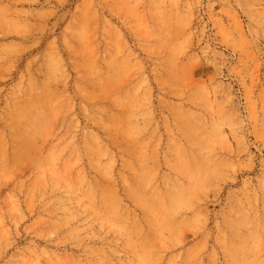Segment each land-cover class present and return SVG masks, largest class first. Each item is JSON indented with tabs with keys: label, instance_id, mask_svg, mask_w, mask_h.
Wrapping results in <instances>:
<instances>
[{
	"label": "rangeland",
	"instance_id": "374dc122",
	"mask_svg": "<svg viewBox=\"0 0 264 264\" xmlns=\"http://www.w3.org/2000/svg\"><path fill=\"white\" fill-rule=\"evenodd\" d=\"M0 264H264V0H0Z\"/></svg>",
	"mask_w": 264,
	"mask_h": 264
},
{
	"label": "bare ground",
	"instance_id": "6f19581e",
	"mask_svg": "<svg viewBox=\"0 0 264 264\" xmlns=\"http://www.w3.org/2000/svg\"><path fill=\"white\" fill-rule=\"evenodd\" d=\"M205 168V167H204ZM177 199V198H176Z\"/></svg>",
	"mask_w": 264,
	"mask_h": 264
}]
</instances>
